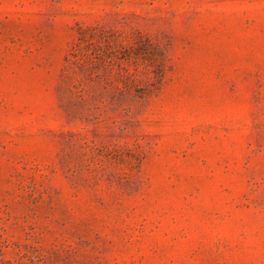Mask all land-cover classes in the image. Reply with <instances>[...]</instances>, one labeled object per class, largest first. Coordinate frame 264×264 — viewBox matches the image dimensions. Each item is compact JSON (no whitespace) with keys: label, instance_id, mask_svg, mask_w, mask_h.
Masks as SVG:
<instances>
[{"label":"rangeland","instance_id":"1","mask_svg":"<svg viewBox=\"0 0 264 264\" xmlns=\"http://www.w3.org/2000/svg\"><path fill=\"white\" fill-rule=\"evenodd\" d=\"M0 264H264V0H0Z\"/></svg>","mask_w":264,"mask_h":264}]
</instances>
